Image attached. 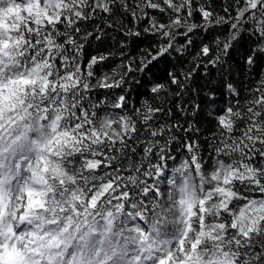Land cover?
<instances>
[{"label": "snow or ice", "instance_id": "snow-or-ice-1", "mask_svg": "<svg viewBox=\"0 0 264 264\" xmlns=\"http://www.w3.org/2000/svg\"><path fill=\"white\" fill-rule=\"evenodd\" d=\"M222 11L213 0H0V264H107L88 250L101 201L170 209V221L136 226L135 264H264V71L252 79L264 0ZM162 61L171 71L157 76ZM137 77L151 87L130 107ZM201 88L221 97L201 100L214 106L204 140ZM177 141L186 158L169 176Z\"/></svg>", "mask_w": 264, "mask_h": 264}, {"label": "clouds", "instance_id": "clouds-1", "mask_svg": "<svg viewBox=\"0 0 264 264\" xmlns=\"http://www.w3.org/2000/svg\"><path fill=\"white\" fill-rule=\"evenodd\" d=\"M9 159H12L9 156ZM36 155L32 156V161L35 163ZM27 170L24 173L25 178ZM77 193H82L87 196L86 192L77 187ZM102 191L98 188L97 192ZM56 199H67V196L61 192L60 197ZM117 205H106V202L101 201L97 204L96 209L89 218L95 219L93 227L94 234L88 239V250L93 253H100V260H107V264H135V256L140 244V236L137 231V225L143 220V223L148 228H153L159 217L160 221H170L172 216L168 214L169 208H165L163 202L154 210L141 207L138 203L132 202L119 213L116 212Z\"/></svg>", "mask_w": 264, "mask_h": 264}, {"label": "trees", "instance_id": "trees-1", "mask_svg": "<svg viewBox=\"0 0 264 264\" xmlns=\"http://www.w3.org/2000/svg\"><path fill=\"white\" fill-rule=\"evenodd\" d=\"M225 0H213V4L214 7L216 8L217 12L221 15H223V11L222 8L224 6ZM128 22L125 21V24H127ZM145 25L141 24L139 25V28H143ZM203 35L205 36H209V39H211L213 36L215 35H221V31L218 30L217 32L213 33V34H208L207 32H204ZM223 35H227V29L223 30ZM117 38H118V34L115 31L112 30H108L107 32V36L104 38V47H109L111 48V46H116L119 47L120 45L117 44ZM202 37L201 35H197L195 37V39L200 40ZM131 40L132 38L129 37L127 43L129 45H131ZM205 42L207 43L208 40H205ZM121 43H124L123 41H121ZM148 43V41H145L144 43L139 44L138 48H132V47H125V53L128 52H132L133 55H137L140 51V49L144 48L146 46V44ZM97 49V42L95 40H93L92 44L90 47H88V51L91 52L92 54H95ZM111 50H115V48H111ZM84 56H81V62H83ZM172 60L173 63H175V57H171L170 58ZM117 62H118V57H117ZM188 66L185 65V69ZM165 68H168L169 71H171V68L168 67L167 62L162 61L159 65L158 68L156 70V75L157 76H163L164 74V70ZM110 70V69H109ZM207 69L206 68H201L200 69V75L204 76L206 74ZM260 71H264V66H260L257 67L253 73H252V79L253 80H258L259 76L257 75V73H259ZM213 77H215L217 75V73L213 72ZM237 78L239 79V75L237 74ZM163 82V81H161ZM93 84H95V80L92 82ZM199 83L202 85L204 83L203 80H200ZM151 87V85L145 83H140L139 78L137 77V83L136 84H129L127 86V92H128V101H129V106H133L134 104L136 106H139V102L143 101L145 99V94L147 92V89ZM193 87L195 88L196 85H193ZM107 91V90H105ZM193 104L196 103H201L202 98H212L215 97L218 102L221 101V97L219 95V93H213L211 92L208 88H201L199 91V94L197 95L196 92H193ZM93 100H97V98L95 96L92 97ZM99 101H103L106 99V97L104 95H100L99 96ZM221 106H223V104L221 103ZM211 107L214 106H207L206 103H201V108L203 109L202 115H201V123H200V128H201V133H200V139L204 140L206 138H208L211 135V132L214 131V126L211 125L209 123V120L206 118L209 115L210 109ZM181 124H183V120L180 121ZM181 136L184 135V133H180ZM168 160L164 161L165 167L167 168V172L168 175L171 176L173 173V169L175 167H178L180 165V163L186 158L185 155L181 154L182 150L179 146V142L177 141L175 146L170 145L168 147ZM205 156L208 155H212L211 152H205L204 153ZM175 160V164L172 163V161Z\"/></svg>", "mask_w": 264, "mask_h": 264}]
</instances>
